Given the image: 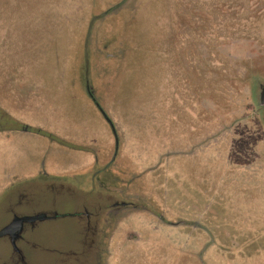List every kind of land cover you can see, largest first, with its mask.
<instances>
[{"label":"rangeland","instance_id":"374dc122","mask_svg":"<svg viewBox=\"0 0 264 264\" xmlns=\"http://www.w3.org/2000/svg\"><path fill=\"white\" fill-rule=\"evenodd\" d=\"M83 76L119 151L66 188L132 205L99 220L105 264H264V0H0V106L104 165L109 128L62 87Z\"/></svg>","mask_w":264,"mask_h":264},{"label":"flooded vegetation","instance_id":"af4514ba","mask_svg":"<svg viewBox=\"0 0 264 264\" xmlns=\"http://www.w3.org/2000/svg\"><path fill=\"white\" fill-rule=\"evenodd\" d=\"M85 85L88 87L85 95L97 116L109 128L113 139L110 160L104 165V160L99 159L95 150H81L78 154L88 152L92 155V166L80 171H55L58 166H75L72 158H76L77 154L73 151L77 149L63 142L61 147L70 149L67 159L62 156H66L68 152L61 153L60 158L52 159L49 146L54 140L49 134L27 124L20 125L10 118L7 119L11 120L13 128H4L2 121L6 120V116L0 115V151L19 155L17 163H4L7 167L4 166L3 174H0V210L3 211L0 216V231L8 228L15 220H23L19 230L18 226L16 229L14 227L8 234L0 237V264H105L104 245L109 241L111 233L110 227H103L102 223L114 220L112 209L120 210L132 205L123 201L103 205V200L95 199L94 203L88 205L83 202L76 209L74 204L77 200L72 197L75 192L66 188L69 183H74V177L77 178L84 172L89 173L97 167L99 168L91 174L92 181L96 183L99 179L103 183L106 180L104 176L117 160L119 151V138L113 121L89 91V81ZM263 96L264 83H260L257 85L256 106L262 112L264 121ZM103 113L110 120L118 141L115 156V137ZM49 167H53L52 170H48ZM74 185L77 187L75 183ZM64 206L73 207L70 214H66L73 215L68 217L73 222L69 225L52 224L62 218L59 217L61 215L58 214V209ZM56 234L60 236L57 241L54 238Z\"/></svg>","mask_w":264,"mask_h":264},{"label":"crops","instance_id":"0c3cea01","mask_svg":"<svg viewBox=\"0 0 264 264\" xmlns=\"http://www.w3.org/2000/svg\"><path fill=\"white\" fill-rule=\"evenodd\" d=\"M63 81H66L69 84V85H63L62 86L63 87V91L66 90L65 88H67V87L70 88L69 91H71L72 93H79L80 92L81 94H83V93L85 94V89H86V91H88V87L85 84H86V81H89V80H85L84 79V76L80 80L77 77L74 80L73 79L72 80H69V79L65 80V79H63ZM41 88L44 89V86H41ZM89 91L92 93V91L90 90V88H89ZM88 104L91 107V109H93L92 106H91V104H90V102ZM0 110H2L3 112H5L6 114H8L9 118L12 121L17 122L18 124H20V119L14 117L10 110H8V109H6V108H4L2 106H0ZM24 124L29 125L33 129H37V130L40 129V131H42V133L49 134L50 137H52V139H54L56 141H59L58 143H60V144L64 142L62 139L55 138L54 137V134L48 131V128L49 127L47 125L36 124V123L31 122V121L29 123H24ZM58 143L50 142L49 148H50V154L52 155L51 156L52 159H54L56 157L57 158H60L59 149L62 148V147ZM73 144H76V143L67 144V145H70L71 146ZM79 145H81V144H79ZM81 146H84V145H81ZM57 150H58V153H56ZM73 152H76V154L78 155V151H73ZM68 153L70 154V150H68ZM15 154H16L15 152L14 153H5L4 154L3 151H0V174H3L2 173V170L4 169L3 167L6 166L7 163L12 164L14 161L17 163V161H18V158L17 157H19V155H15ZM82 155H83L84 161H85L83 163V165H80L79 167H72V168L71 167L63 168L61 166H58V168H55V171L56 170L80 171V170H84V169L88 168V166H92V160H93L92 159V155L89 154L88 152L82 153ZM5 162H6V164L4 165ZM51 163H54V162H51ZM54 165H55V163H54ZM52 168L49 167L48 170H52ZM29 170H31V168H29Z\"/></svg>","mask_w":264,"mask_h":264},{"label":"water","instance_id":"95a60500","mask_svg":"<svg viewBox=\"0 0 264 264\" xmlns=\"http://www.w3.org/2000/svg\"><path fill=\"white\" fill-rule=\"evenodd\" d=\"M92 97V96H91ZM263 101H264V96H263ZM263 105H264V102H263ZM262 105V106H263ZM97 107L100 109V107L97 105ZM103 115H104V113H103ZM104 118H105V120L107 121V123H108V125L110 126V128H111V130H112V133H113V135H114V137H115V144H114V149H115V153H114V156L116 155V153H117V150H118V141H117V138H116V135H115V131H114V128H113V126H112V124H111V122H110V120L104 115ZM73 215H61V216H59V217H62V218H64V217H72ZM56 218V217H55ZM40 220H41V218H40ZM22 221L23 220H15L8 228H5V229H3L2 231H0V237H2V236H4V235H6V234H8L9 233V231L12 229V228H14L15 227V229L17 228V226H18V230H19V228H20V225H21V223H22Z\"/></svg>","mask_w":264,"mask_h":264}]
</instances>
